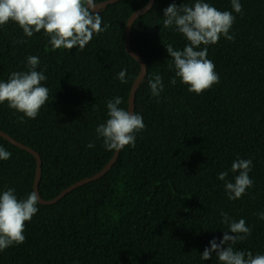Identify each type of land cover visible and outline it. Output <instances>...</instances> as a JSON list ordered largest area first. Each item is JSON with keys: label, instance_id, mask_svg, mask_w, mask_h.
Returning <instances> with one entry per match:
<instances>
[{"label": "trees", "instance_id": "obj_1", "mask_svg": "<svg viewBox=\"0 0 264 264\" xmlns=\"http://www.w3.org/2000/svg\"><path fill=\"white\" fill-rule=\"evenodd\" d=\"M148 2L121 0L97 11L107 28L94 33L82 51L53 50L44 30L27 37L16 22L0 26V81L27 71L29 55L39 57L36 70L47 76L41 84L49 98L35 119L21 121L23 113L0 103V130L41 155L43 198L98 173L115 154L97 138L96 128L108 119L109 99L119 96V107L129 109L141 66L127 52L126 27ZM195 2L156 0L133 24L132 47L147 64L135 111L146 127L136 133L135 147L125 146L103 177L57 203H39V211L25 222V242L0 251V264H220L215 253L209 260L201 253L228 231L222 211L230 220L245 219L252 229L247 239L232 245L234 250L264 255L259 216L264 212V0H240L242 13L233 10L231 0H204L232 12L236 20L229 32L234 40L221 35L207 46L219 83L201 94L175 77L165 46L183 50L188 41L174 27H163L169 4ZM124 69L127 83L117 78ZM154 74L164 83L158 98L148 84ZM90 142L94 148L87 147ZM0 146L12 154L0 160V194L12 188L25 199L34 191L36 157L3 136ZM238 159L252 160L254 186L231 200L225 183L238 175L231 171ZM223 171L226 181L217 178Z\"/></svg>", "mask_w": 264, "mask_h": 264}, {"label": "clouds", "instance_id": "obj_2", "mask_svg": "<svg viewBox=\"0 0 264 264\" xmlns=\"http://www.w3.org/2000/svg\"><path fill=\"white\" fill-rule=\"evenodd\" d=\"M231 3L236 13H242L240 0H231ZM96 8V0H0V26L10 20L16 22L27 37L44 30L53 50L78 47L82 51L93 39L94 33L98 35L107 28V25L101 26L102 17ZM163 11V27H174L188 41L183 50H176L171 44L165 45L173 58L175 77L188 85L190 92L201 94L213 84L219 83L215 64L208 59L207 46L216 44L221 35L234 40V35L229 32L236 17L232 12L218 10L204 0H196L193 6L171 3ZM202 44L205 47L199 50ZM26 60L27 71H14L6 82L0 81V103L7 101L10 108L23 113L21 121L24 116L35 119L49 98V89L41 84L47 80V76L43 71L36 70L40 63L39 57L29 55ZM126 74V69L117 74L121 83H127ZM175 77L170 80L172 85L177 82ZM148 84L152 96L158 98L164 90L162 77L154 74ZM121 103L122 98L119 96L109 99L108 119L96 128L97 138L103 139L104 147L109 151H120L127 145L135 147L136 133L146 127L141 114L119 107ZM87 147L94 148V142H90ZM11 155V152L0 146V160H8ZM252 167L251 159L234 160L231 171L238 172L234 182L226 181L227 171L218 174L219 180L226 181L225 191L229 199L241 198L248 188L254 186V181L249 176ZM39 203L37 191L30 192L25 199H18L12 188L0 194V251L25 242V222L31 221L39 211ZM221 216L223 223L228 225V231L224 232L219 243L212 240L211 247L205 248L201 258L209 260L215 253L220 264H264V255L254 256L251 251L245 253L232 247L252 234L245 219L238 222L230 220L223 211ZM259 216L264 219V212L259 213Z\"/></svg>", "mask_w": 264, "mask_h": 264}, {"label": "water", "instance_id": "obj_3", "mask_svg": "<svg viewBox=\"0 0 264 264\" xmlns=\"http://www.w3.org/2000/svg\"><path fill=\"white\" fill-rule=\"evenodd\" d=\"M118 1H121V0H106V1H102V2H96V4H97L96 11H100L101 9L106 8L109 4H113V3H116ZM155 1L156 0H149L148 4L146 6H143L139 9H137L128 19L127 27H126V49H127V52L130 53L134 58H136L138 60V62L140 63V66H141L140 73H139L138 77L136 78L135 82L133 83V86H132V89L130 92L129 109L128 110L132 111L133 113L136 111V93H137V90L140 87L141 83L144 81L146 74H147V64H146V61L144 60V58L142 57V55L132 47V44H131L132 27H133L134 22L137 20V18H139L141 15H143L144 13H146L152 9V7L155 4ZM0 136H3L5 139L9 140L11 143L16 145L17 147L31 152L36 157L37 170H36V179H35L34 191H37V193L40 197V203L45 204V205H51V204L57 203L63 197H65L68 193L72 192L76 188L103 177L116 163V161L120 155V151H121V150L115 151V154L110 159V161L98 173L94 174L93 176L86 177L82 180L75 182L74 184L65 188L59 195H57L56 197H54L52 199H45L41 196L40 191H39V185H40L41 178H42V164H43L40 153L38 151H36L35 149H33L32 147H30V146L20 142L19 140L15 139L14 137H12L10 134H8L7 132H5L3 130H0Z\"/></svg>", "mask_w": 264, "mask_h": 264}]
</instances>
